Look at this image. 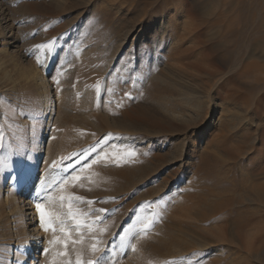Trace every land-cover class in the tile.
<instances>
[{
	"label": "rangeland",
	"instance_id": "1",
	"mask_svg": "<svg viewBox=\"0 0 264 264\" xmlns=\"http://www.w3.org/2000/svg\"><path fill=\"white\" fill-rule=\"evenodd\" d=\"M0 22V264H264V0H0ZM47 195L82 198V244L43 230Z\"/></svg>",
	"mask_w": 264,
	"mask_h": 264
},
{
	"label": "snow or ice",
	"instance_id": "2",
	"mask_svg": "<svg viewBox=\"0 0 264 264\" xmlns=\"http://www.w3.org/2000/svg\"><path fill=\"white\" fill-rule=\"evenodd\" d=\"M39 48H48L49 51L51 50L52 45H39L37 46ZM39 63V60H38ZM59 83V81H57ZM125 97L131 99V94L130 93H125ZM0 140H2V137H0ZM0 147H2V143H0ZM106 155V154H105ZM113 159H115L113 157ZM56 161H53V166L56 165ZM97 163L96 159L92 160V164ZM88 167H91V165H88ZM71 180L73 182L80 181L81 177L79 175H73L71 176ZM68 183V178H63V183L60 184V187L63 188L64 185ZM46 199L48 200V204H45L43 202H37L35 204V208L37 211V214L39 216V222L41 227L45 232H48L49 230L53 231L54 233L57 230V227L59 228V231L63 234V245L65 248L68 247L69 243L71 244H82L83 240H75L71 239L72 232L66 227V222L71 221L73 222L75 228L79 230L82 227H91L90 225L87 224L85 220L82 219L81 214L74 208V204L78 201H81V197L78 196H60L59 198V207L60 209H63L65 207V201H67V211H57L55 210L54 207H50L51 205L55 204V201L53 200V197L51 195H47ZM87 203L92 204L94 201H87ZM101 212H105V209H101ZM100 218H97L99 220ZM154 224V221L152 222ZM151 225L145 223L142 228V232L146 234V232L150 229ZM50 243H58V241L53 240L50 241ZM132 251H136L135 245H131ZM98 249L96 247V244H93L91 246V251L96 252ZM45 252H47V249H45ZM58 256H65L67 255L66 252H60L57 253ZM69 264L71 262L69 261ZM75 264H85V262L81 259L80 255H77ZM86 264H100V261H93V260H88Z\"/></svg>",
	"mask_w": 264,
	"mask_h": 264
},
{
	"label": "bare ground",
	"instance_id": "3",
	"mask_svg": "<svg viewBox=\"0 0 264 264\" xmlns=\"http://www.w3.org/2000/svg\"><path fill=\"white\" fill-rule=\"evenodd\" d=\"M1 23V22H0ZM8 23V22H7ZM9 24V23H8ZM8 28H10V27H8L7 25H0V31L1 32H7L9 29ZM12 30V29H11ZM10 30V31H11ZM4 53H5V51H4ZM36 82L38 83L37 85H38V87H40L41 89H43L44 88V84H43V81L40 79V78H37L36 79ZM199 131H200V129H198V132L196 133V136L195 137H197V136H199ZM34 198H33V195L32 194H29V195H27V197H25V199H24V201H25V204L23 205V206H25L24 208H23V210H18V215L19 216H22L23 215V212L24 211H29V210H32L33 208H32V200H33ZM34 204V203H33ZM34 207V206H33ZM16 211V210H15ZM33 211V210H32ZM31 214L32 213H28L27 214V216H29V218H28V221L31 223L32 222V217H31ZM33 230V229H32ZM34 231V230H33ZM36 233V232H35ZM28 254H31L29 257H28V259L30 260V263L29 264H34V260L36 261V259H35V251L33 250V247H31V250L29 251V252H27L26 253V255H28Z\"/></svg>",
	"mask_w": 264,
	"mask_h": 264
}]
</instances>
